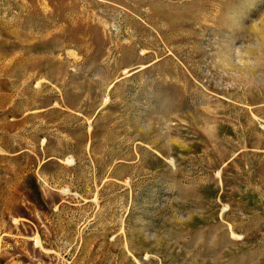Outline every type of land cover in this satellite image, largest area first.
Returning a JSON list of instances; mask_svg holds the SVG:
<instances>
[{"label":"rangeland","instance_id":"374dc122","mask_svg":"<svg viewBox=\"0 0 264 264\" xmlns=\"http://www.w3.org/2000/svg\"><path fill=\"white\" fill-rule=\"evenodd\" d=\"M0 264H264V0H0Z\"/></svg>","mask_w":264,"mask_h":264}]
</instances>
